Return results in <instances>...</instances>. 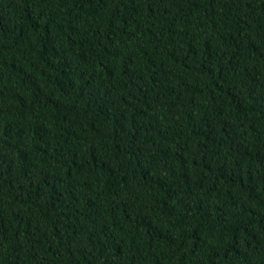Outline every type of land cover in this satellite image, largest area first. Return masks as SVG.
<instances>
[{
  "label": "trees",
  "instance_id": "16d2710c",
  "mask_svg": "<svg viewBox=\"0 0 264 264\" xmlns=\"http://www.w3.org/2000/svg\"><path fill=\"white\" fill-rule=\"evenodd\" d=\"M0 264H264V0H0Z\"/></svg>",
  "mask_w": 264,
  "mask_h": 264
}]
</instances>
